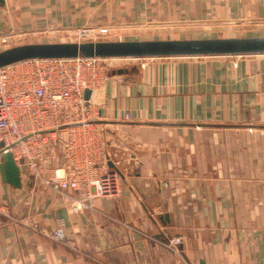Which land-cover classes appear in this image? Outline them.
<instances>
[{
	"label": "crops",
	"instance_id": "crops-1",
	"mask_svg": "<svg viewBox=\"0 0 264 264\" xmlns=\"http://www.w3.org/2000/svg\"><path fill=\"white\" fill-rule=\"evenodd\" d=\"M148 21L209 35L193 38L264 36V0H0V35L57 41ZM119 69L91 92L90 125L63 126L60 140L87 132L96 160L123 171L121 193L74 211L25 170L20 188L0 175V264H264V53ZM49 156L43 179L62 164L60 148ZM28 216L61 222L68 243Z\"/></svg>",
	"mask_w": 264,
	"mask_h": 264
},
{
	"label": "built area",
	"instance_id": "built-area-1",
	"mask_svg": "<svg viewBox=\"0 0 264 264\" xmlns=\"http://www.w3.org/2000/svg\"><path fill=\"white\" fill-rule=\"evenodd\" d=\"M75 37L91 35L88 30L71 31ZM81 42V41H79ZM104 57L40 58L21 60L0 67V146L1 153L10 150L20 170L43 179L45 164L50 162L53 147L62 150L59 172L43 179L52 182L60 192L85 189L76 199L74 209L92 206L96 195L119 193L120 167L98 162L93 153V138L83 132L80 137L61 141V127L72 124L90 125V99L93 91L110 78ZM92 131L91 128H89ZM57 236L64 238L63 229ZM181 238L171 240L177 247Z\"/></svg>",
	"mask_w": 264,
	"mask_h": 264
},
{
	"label": "water",
	"instance_id": "water-1",
	"mask_svg": "<svg viewBox=\"0 0 264 264\" xmlns=\"http://www.w3.org/2000/svg\"><path fill=\"white\" fill-rule=\"evenodd\" d=\"M264 53V36L189 39H146L25 43L0 50V67L21 60L75 57L213 56ZM125 69H118L123 72ZM112 72H116L113 70ZM86 89L85 97L90 98ZM3 147L4 143L1 142ZM0 175L5 183L22 186L21 170L13 153H1ZM168 219V215H164ZM203 264V263H202Z\"/></svg>",
	"mask_w": 264,
	"mask_h": 264
},
{
	"label": "rangeland",
	"instance_id": "rangeland-1",
	"mask_svg": "<svg viewBox=\"0 0 264 264\" xmlns=\"http://www.w3.org/2000/svg\"><path fill=\"white\" fill-rule=\"evenodd\" d=\"M79 29H83V30H88L91 35H87L86 37H75L72 35L71 31H77ZM115 29V28H114ZM117 30L115 32L112 33V29L109 27H100V28H96L92 25H85V26H74L71 27L68 30L67 34L68 35H63V36H55L57 37L56 40L57 41H53L54 38L53 35H42L41 36H27V37H16L13 35H10V33H5L3 35H0V50L9 48V47H13L16 45H20V44H24L23 41H29L32 40L33 42H37L40 40L42 41H48V42H70V41H106V40H146V39H170V38H177V37H200V36H209L208 34L204 35V34H200V33H192V32H187L189 30H176L173 27H169V26H165V24L163 23H151L150 21L144 23L142 26H129V27H125V29H120V28H116ZM182 31V32H179ZM189 33V34H188ZM204 33H208V31L204 32ZM48 37V38H47ZM50 37V38H49ZM50 40V41H49ZM238 56V55H237ZM168 57H172V58H177V57H204V56H165V57H104L103 62L105 64L106 67L110 68V70L112 69H119V68H131L132 66H141L143 67L145 65V63H149L150 61L156 60V59H166ZM236 57V56H234ZM256 119H258V117H255ZM246 120V119H245ZM247 123V121H241L240 123ZM112 166H114V164H111ZM116 166L120 167L117 163ZM51 169H48V175L46 176L47 179L49 178V176H51L50 173ZM121 170V169H120ZM45 172V169L43 170V173ZM29 178L30 180L31 178V174H29ZM34 177V176H32ZM46 179V178H45ZM34 182L36 183H41L43 185H46L48 187H51L52 189H54L55 191H57V193L59 194V196L64 199H78V197H75L74 195L71 194L70 190H66L63 192H60L58 189L54 188L52 185V182L50 183H45L44 181L40 180L39 178H35L34 177ZM123 184H124V174L123 171L121 170V175L119 177V193H117L116 195H119L122 191L123 188ZM81 195L80 197L85 195V189H80L79 190ZM113 195V196H116ZM107 195H96L94 196L91 201H92V205L93 202L96 198H100V197H104ZM79 197V198H80ZM112 197V196H110ZM73 206L75 204H72ZM89 207V206H88ZM88 207L85 208H81V209H74V211H80L83 209H86ZM28 220L26 221L28 223V225L35 230L36 232H42L43 234L52 237L54 239L60 240V241H64L68 243V241H66L65 238L60 239L57 236V229H63L64 232V228L62 227V223L60 222L59 225L55 228H45L43 226H39L37 224L36 221H34V219L32 217H27ZM26 219V218H25ZM181 238V242H182V237L179 236Z\"/></svg>",
	"mask_w": 264,
	"mask_h": 264
}]
</instances>
